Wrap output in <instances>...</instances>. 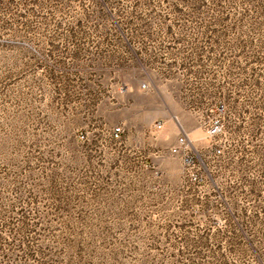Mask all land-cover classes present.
<instances>
[{"label":"rangeland","instance_id":"rangeland-1","mask_svg":"<svg viewBox=\"0 0 264 264\" xmlns=\"http://www.w3.org/2000/svg\"><path fill=\"white\" fill-rule=\"evenodd\" d=\"M0 264H264V0H0Z\"/></svg>","mask_w":264,"mask_h":264},{"label":"built area","instance_id":"built-area-1","mask_svg":"<svg viewBox=\"0 0 264 264\" xmlns=\"http://www.w3.org/2000/svg\"><path fill=\"white\" fill-rule=\"evenodd\" d=\"M159 128H162V126H159ZM121 132V129L117 128L115 129V135L118 136ZM220 132V126L219 125H215V127H213V129L211 130V135H216ZM181 143H184V139H180Z\"/></svg>","mask_w":264,"mask_h":264}]
</instances>
